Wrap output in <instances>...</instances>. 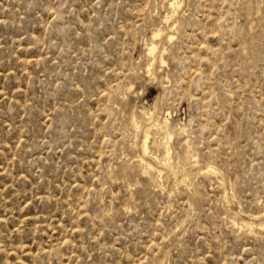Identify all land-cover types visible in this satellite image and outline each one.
Here are the masks:
<instances>
[{"label":"rangeland","instance_id":"rangeland-1","mask_svg":"<svg viewBox=\"0 0 264 264\" xmlns=\"http://www.w3.org/2000/svg\"><path fill=\"white\" fill-rule=\"evenodd\" d=\"M170 1L0 0V264H264V0Z\"/></svg>","mask_w":264,"mask_h":264},{"label":"bare ground","instance_id":"bare-ground-1","mask_svg":"<svg viewBox=\"0 0 264 264\" xmlns=\"http://www.w3.org/2000/svg\"><path fill=\"white\" fill-rule=\"evenodd\" d=\"M181 2V1H180ZM169 6L172 8V11H175L177 8H178V6H179V1L178 0H172V1H170L169 2ZM177 14V13H176ZM175 14V15H176ZM172 16V15H171ZM172 18V17H171ZM175 26V24L174 23H172V27H174ZM169 30H171V29H169ZM162 31V30H161ZM160 30H158V31H154L153 32V35H152V39H155L158 35H160V32H161ZM147 46V51H148V53L152 56V60H155V58L157 57L156 56V49H157V45H156V43H155V41L154 40H152L148 45H146ZM164 47V46H163ZM147 54V53H146ZM149 57V56H148ZM159 57V61L162 63L163 62V56H158ZM152 67V66H151ZM147 70H149V68L147 69ZM151 72V71H150ZM154 110V109H153ZM143 112V111H142ZM145 114V113H144ZM149 114H151V113H149ZM148 114V115H149ZM153 114V113H152ZM146 116V115H145ZM147 117V116H146ZM150 117V116H149ZM135 119V118H134ZM151 119V118H150ZM149 119V120H150ZM164 119H166V118H164ZM147 121V120H146ZM161 121V120H160ZM162 122V121H161ZM137 123V122H136ZM138 124V123H137ZM168 122H167V120H165L164 121V123H159V121L158 122H156L154 125H153V127L155 128V127H157V128H163L164 130H165V137L166 138H168V141H169V139L172 137V135H173V131L169 128V126H168ZM135 125V127H136V124H134ZM152 125V124H151ZM178 126V125H177ZM171 127V126H170ZM175 128H178L179 130H182L184 127H183V125L182 126H178V127H176L175 126ZM151 129V128H150ZM150 129H148V130H150ZM185 129V128H184ZM138 130H140V127H139V129ZM156 131H158V130H156ZM161 133H163L162 132V130H161ZM160 133V134H161ZM158 135H159V133H158ZM160 136V135H159ZM161 137V136H160ZM159 138V137H158ZM163 139V138H162ZM147 141H148V132H146L145 133V135H144V139H143V141H142V151H143V153H144V155H146V154H148L149 153V148H148V143H147ZM167 141V142H168ZM159 142V141H158ZM154 143H155V141H154ZM164 143V142H163ZM162 143V144H163ZM161 144V145H162ZM159 145V144H158ZM165 148H166V151H165V156H164V158H162V159H164V161L167 163L168 162V157L170 156L169 155V150H170V145L168 144V143H166L165 144ZM165 148H163L164 150H165ZM189 152V151H188ZM190 153V152H189ZM189 155V154H188ZM139 156V155H138ZM150 156H151V153H150ZM190 156H192V154L190 155ZM193 156H194V154H193ZM163 157V156H162ZM187 158H189V157H187ZM192 158V157H191ZM141 159V158H140ZM186 159V158H185ZM194 159H196V158H194ZM170 160V159H169ZM178 160H179V158H178ZM191 160V159H190ZM197 160V159H196ZM142 161V160H141ZM186 161H187V159H186ZM185 161V162H186ZM143 163H144V161H142ZM174 162V161H173ZM177 162V161H176ZM180 162V161H179ZM179 162H177V163H179ZM142 163V164H143ZM176 163V164H177ZM196 163V162H195ZM140 164V163H139ZM142 164H141V166H142ZM165 164V163H164ZM169 164V163H168ZM167 164V165H168ZM181 164H182V162L179 164L180 166H181ZM145 165L146 166H144V168H145V171H148L150 168H151V165L150 164H146L145 163ZM171 165V164H170ZM193 165V164H192ZM196 165H198L197 163H196ZM176 166V165H175ZM188 166V165H187ZM187 166H183V167H187ZM170 167V166H169ZM172 167V166H171ZM173 167H174V165H173ZM182 167V168H183ZM176 169V168H175ZM144 170V169H143ZM142 170V171H143ZM159 170V169H158ZM171 170V169H170ZM173 170V169H172ZM149 171H151V170H149ZM174 171V170H173ZM185 171V170H184ZM187 171V170H186ZM201 171V170H200ZM203 171V170H202ZM204 171L205 172H216V169H215V167L214 166H212L211 164L210 165H207L206 167H205V169H204ZM177 172V171H176ZM175 172V173H176ZM218 172V171H217ZM216 172V173H217ZM147 173V172H146ZM145 173V174H146ZM151 173V172H150ZM149 172H148V174H150ZM174 173V174H175ZM180 174V173H179ZM149 176V175H148ZM168 176V175H167ZM175 176V175H174ZM151 177V176H150ZM184 177H186V176H184ZM181 178H183V177H181ZM181 178H180V180H181ZM182 181V180H181ZM220 181V180H219ZM223 185V184H222ZM219 186V185H218ZM225 191V190H224ZM226 192V191H225ZM224 200V199H223ZM263 212V211H262ZM236 213V212H235ZM248 214V213H247ZM262 214V213H261ZM256 215V214H255ZM260 215V214H259ZM254 216V215H253ZM254 218V217H253ZM256 219V218H255ZM241 221H243V220H241ZM260 222V221H259ZM240 223H242V222H240ZM249 224V223H248ZM247 225V224H246ZM250 225V224H249ZM258 225V224H257ZM259 225L260 226H258L259 228H263V227H261V226H263L264 225V222H260L259 223ZM257 227V226H256ZM257 227V228H258ZM242 229V228H241ZM244 229H245V227H244ZM243 230V229H242ZM247 230V229H246ZM245 230V231H246ZM250 231V230H249Z\"/></svg>","mask_w":264,"mask_h":264}]
</instances>
